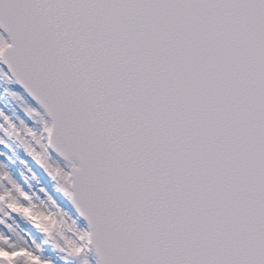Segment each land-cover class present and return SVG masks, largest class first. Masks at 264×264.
<instances>
[{
	"label": "snow or ice",
	"instance_id": "1",
	"mask_svg": "<svg viewBox=\"0 0 264 264\" xmlns=\"http://www.w3.org/2000/svg\"><path fill=\"white\" fill-rule=\"evenodd\" d=\"M0 29L35 102L11 93L33 124L0 112V144L76 213L0 172V264H57L15 217L62 261L264 264V0H0Z\"/></svg>",
	"mask_w": 264,
	"mask_h": 264
},
{
	"label": "rangeland",
	"instance_id": "2",
	"mask_svg": "<svg viewBox=\"0 0 264 264\" xmlns=\"http://www.w3.org/2000/svg\"><path fill=\"white\" fill-rule=\"evenodd\" d=\"M0 34H3L1 30ZM2 65L3 64L0 62V67H3ZM12 92H16L22 96L25 103L33 106L35 105V102L27 96L15 81L9 82L0 76V112L7 115L13 121H24L25 123L33 124V121L29 119L23 110L24 105L20 100L11 95ZM45 119L48 118L45 117ZM34 126L39 127V124H35ZM0 135L3 134L0 133ZM4 140L7 146L0 144V165L10 172L12 178L34 193L39 199L45 200L46 198L51 197L58 206L69 212L71 215L76 216L73 206L60 191L56 181L47 174L45 169L26 154L23 146L19 144V142L8 137H4ZM49 151L50 156L54 161L61 166L65 165L66 162L61 157L51 150ZM41 189H43V191H41ZM13 221L23 230V237L25 239L31 237V239L36 240L46 253L52 255L53 258L57 260V264H65L62 260L56 257L55 252L51 248L50 242L45 241L43 237H41L36 230L22 218L15 217L10 219L8 223H12ZM78 224L80 227L86 228V223L82 218L79 219ZM87 259L89 260V264H97L98 259L95 255L93 257L87 254ZM67 262L69 264H81L79 259L68 260Z\"/></svg>",
	"mask_w": 264,
	"mask_h": 264
},
{
	"label": "clouds",
	"instance_id": "3",
	"mask_svg": "<svg viewBox=\"0 0 264 264\" xmlns=\"http://www.w3.org/2000/svg\"><path fill=\"white\" fill-rule=\"evenodd\" d=\"M4 170H5L4 167L0 165V172H3ZM33 202L36 204L37 208L41 211H47L51 208L48 198H46L45 200H41L38 197H36L34 194ZM11 224L14 230V238L17 239V241L19 242L20 238H23V230L14 221Z\"/></svg>",
	"mask_w": 264,
	"mask_h": 264
},
{
	"label": "water",
	"instance_id": "4",
	"mask_svg": "<svg viewBox=\"0 0 264 264\" xmlns=\"http://www.w3.org/2000/svg\"><path fill=\"white\" fill-rule=\"evenodd\" d=\"M94 252H95V250H94Z\"/></svg>",
	"mask_w": 264,
	"mask_h": 264
},
{
	"label": "trees",
	"instance_id": "5",
	"mask_svg": "<svg viewBox=\"0 0 264 264\" xmlns=\"http://www.w3.org/2000/svg\"><path fill=\"white\" fill-rule=\"evenodd\" d=\"M90 251V250H89Z\"/></svg>",
	"mask_w": 264,
	"mask_h": 264
}]
</instances>
